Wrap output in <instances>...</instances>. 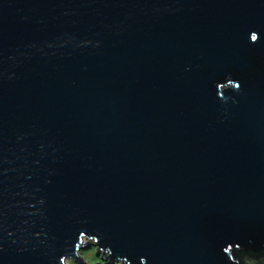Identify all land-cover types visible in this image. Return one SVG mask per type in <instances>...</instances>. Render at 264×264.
<instances>
[{"label": "water", "instance_id": "water-1", "mask_svg": "<svg viewBox=\"0 0 264 264\" xmlns=\"http://www.w3.org/2000/svg\"><path fill=\"white\" fill-rule=\"evenodd\" d=\"M89 245L264 264V0H0V264Z\"/></svg>", "mask_w": 264, "mask_h": 264}, {"label": "rangeland", "instance_id": "rangeland-1", "mask_svg": "<svg viewBox=\"0 0 264 264\" xmlns=\"http://www.w3.org/2000/svg\"><path fill=\"white\" fill-rule=\"evenodd\" d=\"M82 242H89V240L83 239ZM76 256L78 258V261L81 263L77 262V264H94L101 262L99 261V254L94 253V247L92 245H89L88 247H84L76 252ZM65 264H76L70 260H65Z\"/></svg>", "mask_w": 264, "mask_h": 264}, {"label": "snow or ice", "instance_id": "snow-or-ice-1", "mask_svg": "<svg viewBox=\"0 0 264 264\" xmlns=\"http://www.w3.org/2000/svg\"><path fill=\"white\" fill-rule=\"evenodd\" d=\"M256 37L255 36H253V39H255Z\"/></svg>", "mask_w": 264, "mask_h": 264}]
</instances>
